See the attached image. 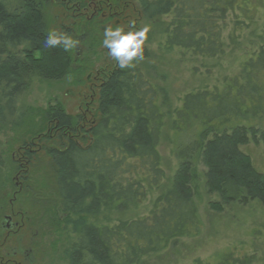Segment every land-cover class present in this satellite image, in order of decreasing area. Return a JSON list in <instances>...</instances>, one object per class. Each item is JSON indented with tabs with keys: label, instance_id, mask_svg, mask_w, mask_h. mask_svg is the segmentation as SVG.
<instances>
[{
	"label": "trees",
	"instance_id": "trees-1",
	"mask_svg": "<svg viewBox=\"0 0 264 264\" xmlns=\"http://www.w3.org/2000/svg\"><path fill=\"white\" fill-rule=\"evenodd\" d=\"M56 1L66 14L80 3L76 21H87L81 14L90 10V0ZM96 4L134 16L138 29H153L167 53L215 61L216 67L228 55L239 61L235 74L184 95L173 109L168 93L138 67V59L149 56L142 49L132 67L117 65L91 79L84 110L71 115L49 105L41 127L30 130L24 98L31 86L81 74L70 49L45 47L54 32L45 0H0V131L18 130L9 157L16 158L14 172L23 173L22 187L13 175L7 179L17 192L13 214L27 233L50 215V226L67 239V264H141L201 234L203 191L216 197L211 207L218 211L250 202L264 206V175L241 150L264 144V0ZM167 119L178 163L170 184L159 151ZM6 186L0 176V204ZM6 241L0 235V246ZM233 254L218 257V264H252L256 258L235 260Z\"/></svg>",
	"mask_w": 264,
	"mask_h": 264
},
{
	"label": "rangeland",
	"instance_id": "rangeland-1",
	"mask_svg": "<svg viewBox=\"0 0 264 264\" xmlns=\"http://www.w3.org/2000/svg\"><path fill=\"white\" fill-rule=\"evenodd\" d=\"M45 1L48 4L47 17L53 25V31L73 41L70 50L74 59V70L81 75L79 79L71 76L61 82L36 81L31 86L24 98V105L29 109L27 117L31 120L30 130L41 127L42 113L49 105L59 104L66 113L71 115L84 110V99L89 94L91 79L116 68L118 63L108 55L109 50L102 43L105 28L120 27L125 32L144 29L141 26L139 29L136 28L134 16L128 18L121 12V14L110 13L101 9L102 6L81 14L88 22H92L93 25L89 26L84 23L87 21H76L78 17L76 8L81 5L80 3L70 5L67 11L71 14H66L58 1ZM164 21H169V18H165ZM78 24L82 25L78 26ZM159 40L155 31L149 28L142 45V49H146L149 56L146 59H138L137 64L150 81L158 84L168 93L173 109L180 106L179 99L184 95L207 86L212 87L217 84L219 78L231 76L237 71L239 61H235L233 55L222 58L218 62L219 66L216 67L215 61L194 60L188 54H182L179 51L167 53L160 49ZM26 124H30L29 120ZM260 127L264 128V123ZM17 133L18 130L0 131V156L2 157V160L0 158V176L7 185L4 194H8L5 197L3 194V201L0 204L2 214L0 235L6 236L7 239L4 247L0 246V264H67V239L60 234L58 226H50V215L40 221L39 228L27 233L26 226L23 225L24 221L13 214V210L18 206L16 205L17 192L13 191L11 182L7 179L13 175L15 186L20 187L23 175L22 171L19 174L14 172V167H17L12 165L14 161L17 162L15 156L12 159L9 157L11 147L15 146L13 141L19 137ZM170 136V119H167L159 151L168 184L171 183L178 167L171 153ZM241 150L251 158L254 167L264 175L263 142L250 143L242 146ZM43 173L45 171L38 174L39 179ZM34 187L36 188V184ZM202 197L201 234L195 238L181 239L164 252L145 259L141 264H218V257L230 251H233L235 260L243 259L244 256H255L252 264H264V206L257 202H250L245 206L234 204L218 211L211 207L218 201L214 195L203 191ZM133 217L135 215L132 214L112 218ZM43 225L47 227L41 229Z\"/></svg>",
	"mask_w": 264,
	"mask_h": 264
},
{
	"label": "clouds",
	"instance_id": "clouds-1",
	"mask_svg": "<svg viewBox=\"0 0 264 264\" xmlns=\"http://www.w3.org/2000/svg\"><path fill=\"white\" fill-rule=\"evenodd\" d=\"M147 28L138 31L125 32L122 28H105L103 46L107 48L108 55L114 59L121 69L132 67L133 61L142 58V45L145 42ZM63 45L68 51L73 46V41L64 36H59L55 32H49L45 42V47L56 48Z\"/></svg>",
	"mask_w": 264,
	"mask_h": 264
},
{
	"label": "flooded vegetation",
	"instance_id": "flooded-vegetation-1",
	"mask_svg": "<svg viewBox=\"0 0 264 264\" xmlns=\"http://www.w3.org/2000/svg\"><path fill=\"white\" fill-rule=\"evenodd\" d=\"M97 2L95 1V0H92V2H90V4H89V8L90 9H94V8H97V4H96ZM89 10V9H88Z\"/></svg>",
	"mask_w": 264,
	"mask_h": 264
}]
</instances>
